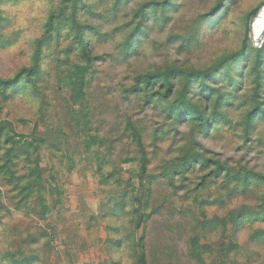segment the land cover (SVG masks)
<instances>
[{"label": "rangeland", "instance_id": "rangeland-1", "mask_svg": "<svg viewBox=\"0 0 264 264\" xmlns=\"http://www.w3.org/2000/svg\"><path fill=\"white\" fill-rule=\"evenodd\" d=\"M81 6L88 66L69 26L46 32L70 3L0 0V264H264V33L249 37L264 0ZM247 38L244 63L193 77L187 92L180 75L165 101L132 92L147 72L206 74ZM177 100L213 128L168 116ZM129 123L148 160L143 182ZM180 159L190 170L175 174Z\"/></svg>", "mask_w": 264, "mask_h": 264}, {"label": "trees", "instance_id": "trees-1", "mask_svg": "<svg viewBox=\"0 0 264 264\" xmlns=\"http://www.w3.org/2000/svg\"><path fill=\"white\" fill-rule=\"evenodd\" d=\"M83 0H66V3H70L71 8H69V11L64 15L63 10L59 9L55 13H51L50 16L47 19L46 22V32L47 34H50L53 30H56V26L59 24L57 21L59 20L61 24L65 26H69V30H71V38L73 43L76 45V48L78 51H80L82 55V59L85 63H87V66L92 61L90 55H89V46L88 41L85 39L83 35L84 29H82L80 26L77 25V21L75 22V12H78L80 9L82 10L83 7L81 6ZM261 8H258L252 15H250L251 20L256 16L257 12ZM61 18V19H60ZM250 20V22H251ZM72 24H75V27H72ZM250 25V23H249ZM249 37H250V29H249ZM251 39V37H250ZM249 39L245 41V43L241 46L240 50L233 54L232 56L223 59L222 61H218L215 64L214 70L207 72L206 74L201 72H184V71H173V70H166L164 72H147L142 75H139L134 79V84L132 87V92L137 93L142 96L143 102L145 104H150L154 101L160 102L167 100L170 95L173 92V84H172V78L177 77L180 75V77L185 80V92L188 91V84L190 80L193 77L198 78L199 80H205L213 75L215 71H217L221 65H225L228 61L231 60H238L242 59L244 63V58L250 54L249 50ZM262 62V58L256 57L254 60V64L256 65L255 69H251V73L254 75L255 79V86H260L259 82L261 79L258 66ZM236 67V66H235ZM69 70L71 73H74L75 75H78L80 77V80H82V77L84 76L85 69L80 71V67L78 65H72ZM250 72V71H249ZM248 72V73H249ZM25 77L28 80H31V74L32 71L28 70L25 73ZM222 97H218L216 102L218 104L222 103ZM184 105H188L186 102H184ZM169 109L171 110L168 116H176L180 118V120L188 121L190 120L192 123H195V127L200 130H206V129H212L210 125V120L208 116L203 113L200 110H194L189 111L188 109H184L181 105V101L177 100L174 103H171ZM253 111V110H252ZM256 111L254 110L255 114ZM252 115V113H247L246 115V125L249 122V118ZM222 122L221 119H213L212 124L217 123L220 124ZM249 127V125H248ZM129 132V138L131 142L136 146L138 157L136 161L138 162V176L139 181L143 182L145 180V177L148 173V160L146 157V153L144 151L143 143L141 140V137L139 135V132L129 123L128 128ZM37 140L34 138V136L31 137V144H37ZM38 147H35V150H37ZM172 167L175 169V174H182L184 172H187L190 170V162L185 159H180L177 164H172ZM219 167L215 169L216 173L219 172ZM162 176H165L166 178L169 176L168 171H163ZM41 178L40 170H39V164L38 161L35 163V179L39 180ZM142 258L144 259V256L142 255ZM30 259L25 260L24 262H29ZM20 264V263H18Z\"/></svg>", "mask_w": 264, "mask_h": 264}, {"label": "bare ground", "instance_id": "bare-ground-1", "mask_svg": "<svg viewBox=\"0 0 264 264\" xmlns=\"http://www.w3.org/2000/svg\"><path fill=\"white\" fill-rule=\"evenodd\" d=\"M253 34L256 36L264 28V7L253 18Z\"/></svg>", "mask_w": 264, "mask_h": 264}, {"label": "water", "instance_id": "water-1", "mask_svg": "<svg viewBox=\"0 0 264 264\" xmlns=\"http://www.w3.org/2000/svg\"><path fill=\"white\" fill-rule=\"evenodd\" d=\"M252 21H253V19L251 20V22H250V25H249V29H250V37L252 38V40L254 41V42H259L260 41V39H261V37H262V35H263V33H264V28L255 36L254 34H253V23H252Z\"/></svg>", "mask_w": 264, "mask_h": 264}]
</instances>
